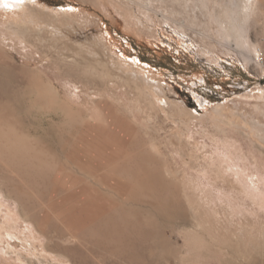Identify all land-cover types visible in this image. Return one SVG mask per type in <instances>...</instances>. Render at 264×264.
Segmentation results:
<instances>
[{
  "label": "rangeland",
  "instance_id": "obj_1",
  "mask_svg": "<svg viewBox=\"0 0 264 264\" xmlns=\"http://www.w3.org/2000/svg\"><path fill=\"white\" fill-rule=\"evenodd\" d=\"M20 7L13 15L0 9V89L10 95L0 96V139L9 129L26 131L24 121L40 122L39 131L51 129L57 140L51 148L28 136L38 149L30 153L45 151L30 163V176L0 166L1 208L13 209L12 218L0 214V227L13 221L19 236H36L47 253H27L15 237L23 263L58 264L57 253H65L86 264L72 233L87 224L88 204L72 209L79 197L68 192L66 176L54 179L59 165L48 164L73 158V179L139 172L154 182L169 221L163 226L147 206L158 235L153 264H264V72L256 63L264 53V0H32ZM36 74L55 86L53 106L29 92ZM136 151L158 158L176 192L152 180L148 171L158 165ZM4 250L0 264H21L2 257Z\"/></svg>",
  "mask_w": 264,
  "mask_h": 264
},
{
  "label": "bare ground",
  "instance_id": "obj_2",
  "mask_svg": "<svg viewBox=\"0 0 264 264\" xmlns=\"http://www.w3.org/2000/svg\"><path fill=\"white\" fill-rule=\"evenodd\" d=\"M26 1H32V0H0V9H3L7 12H10L13 15V13H16L14 11L15 8L20 7L21 4H23ZM36 76L38 78L32 80L31 84L28 87L30 90L29 92L33 93L34 97L36 96L38 101H41V103L43 105L50 106V104H52V106H53V102L60 99L59 94H58L55 86L50 81H48L47 83L44 82L42 80V77H43L42 74L41 75L36 74ZM1 95H3V96L5 95V96L10 97V95L5 90L3 91L2 89H0V96ZM29 95H32V94H29ZM52 108L53 107H51V109H50L51 111L53 110ZM189 112L195 115L193 110L189 111ZM51 118L52 117H50V119ZM38 123H40V122H38ZM37 124L36 125L35 124H29V123H25L23 121L22 126H23V128L26 129V131H23V133L18 132L14 129L13 130L9 129V131H6V132L3 131V133L1 132L5 136L4 139L6 142H2V140L0 139V166H3V165L6 166L7 164L10 163L9 164L10 166H12L15 169L17 168L24 176H30L31 175L32 171L30 170L29 166L32 167L31 164L34 165V159L39 158V156L43 157V155H45V154H43V153H45V151L42 153H41V151H43V149H41L39 151L43 155H41V154L36 155V153L35 154L30 153L33 151L36 152V151H38V149L36 148L37 149L36 150L33 147L35 145H32L33 143L31 142L30 138H28V136L31 135L32 132H34L33 135H36L35 139L38 141V143L45 142L51 148L56 145L55 143L57 141L56 137L53 136V132L51 131V129L49 131H46V132H40L39 131L40 127ZM54 126H52V127H54ZM87 126L90 127L89 125H87ZM85 127H86V125H85ZM41 128L43 129V127H41ZM59 128H58V131H59ZM53 129H55V128H53ZM91 129H92V127H91ZM43 131H45V128ZM87 131L90 132L89 128L87 129ZM96 131H99V129ZM55 132H56V130H55ZM66 132H67V130L65 131V134H66ZM71 132L72 131H70V133H69L70 135H71ZM59 134H61V133H59ZM63 134H64V132H63ZM55 135H58V133ZM70 135H68V136H70ZM78 135H81V134H78ZM4 136H2V137H4ZM65 136H67V135H65ZM84 136H85V133H84ZM86 136H87V134H86ZM86 136H85V138L87 139ZM57 137H59V136H57ZM59 138H61V137H59ZM89 140H91V139L89 138ZM74 141L77 143L78 140L76 139ZM79 141H81V140L79 139ZM84 142L86 143L85 140H84ZM61 143H63V142H61ZM64 144H62L63 147L66 146V145L64 146ZM71 145H72V143H71ZM36 146H39V144ZM87 146L88 145H86L85 147H87ZM33 148L35 150L32 151ZM65 148H61V149H65ZM72 148L73 147H71V149ZM74 149H75V147H74ZM78 152L79 151H77V153ZM48 153H50V152L48 151ZM121 154H122V151H121ZM52 155L50 157H52ZM132 155H134V154L131 153L130 157H126L125 161L127 162L128 160H130L129 158H131ZM46 156L49 157L48 155H46ZM114 156H116V155H114ZM135 156L141 158L144 161H149V162L152 161V163H156V165H158V166L156 168H154L153 171H148L145 169L146 171H148L149 176L153 175L152 180L158 179V182L160 184L159 186H161V188L164 189V191L171 192L172 194H173V192H176L174 189V185L170 184L169 181H168L169 183L166 182L167 180H165V179H167V177H166L164 168L159 166L161 162L159 163L158 158L151 151L137 152L135 154ZM54 157L55 156L53 155V158ZM68 158H69V156H68ZM132 158H133V156H132ZM37 160H39V159H37ZM42 160H44V158ZM54 160H55V162H54ZM54 160L52 162L50 160L49 161L50 163H48L49 165L52 164V166L53 165L57 166V168L59 165L58 173L54 176V179H56V181H58V179L60 177L66 176L65 180L67 182H69L68 192L79 197L78 200H76V202L74 204L72 203L71 208L74 209L75 207H79L82 204H86V203L88 204L89 210L87 211V214L85 215L87 224L84 226V228L81 230V232L72 233V236L76 237L78 240H80L81 244H82V245L74 248V250L78 253L80 260L86 264H100V263H102V264H125L126 262H127V264H138V263L139 264H153L152 260H154V256H155L154 252H155V246L157 244L156 240H157L158 235H157L156 230L154 228V224L156 223V221L151 218L150 208H155V210L157 211L156 215H157V217H159L161 219V221H162L161 224L163 226L165 225L166 222L169 221V218L165 214H163V211H162L165 208L164 201H163V199H164L163 195L161 197L160 195H157L156 193H154L155 192L154 187L151 186V185H153L152 183H154V182L151 183L150 181L147 182V180L142 179L140 177V175H142L143 173L140 174L139 172H138L139 175H138V173L132 175L133 179H126L127 177H125L126 180L124 178H123L124 179L123 180L121 177H119L121 179H104V178L102 179L101 176H100V178L97 177L98 179H85V178L82 179L80 177L73 179V177L67 173V172H71V171H68L69 168L74 169L73 162L70 159H67L65 162H63V163L61 162L60 164L58 163L56 165L55 164L56 159H54ZM133 160H134V158L132 159V161ZM41 162L39 161V163H41ZM46 163L42 162L41 164H44V166H45ZM47 166H45V167H47ZM81 166H82V163H81ZM88 166H89V164H88ZM81 169H82V167L79 168L78 170L82 173ZM130 169H129V171H132V169L131 170ZM40 170H42V169L40 168ZM90 170H91V167H90ZM45 171H48V169L47 170L44 169V173H45ZM56 171H57V169H56ZM124 171H122V172L124 173ZM51 172H52V170H51ZM113 176H114V174H113ZM145 176H147V175L145 174ZM117 177H118V175H117ZM8 179H10V178H8ZM29 179H31V177ZM146 179H147V177H146ZM55 185H57V184H55ZM155 186H156V184H155ZM172 189H174V190H172ZM149 195L153 197V200H154V201L152 200L153 203L150 202L149 200H147L148 198L151 199V197ZM166 196H168V195H166ZM149 204H152V206L150 208L147 207ZM153 204H154V206H153ZM166 204H168V203H166ZM2 206H3V203H2V201H0V214H3L5 216L12 218L13 209L7 205V210H6L7 212H3L2 208H1ZM169 206H171V205H168V208H169ZM176 209L178 210V208H176ZM180 214H183L182 210L180 211ZM22 215L24 216L25 214H22ZM22 215L20 217H22ZM26 216H24V219H23L24 221L27 220ZM182 217H183V215H182ZM28 222H30V221H28ZM37 226H39V225H37ZM2 227L5 228L4 231H3V229H1L2 231H0V246L3 245L4 249H5L4 252L1 253L2 257H4V256L9 257L10 256L9 260H11L12 259L11 256L13 255V256H16L17 261L21 262V264H26V263H23L22 252L16 250V246L11 242V240L15 237H17L18 239L21 240V242L23 243V248H24L25 252L32 253V254H39V256L40 255L43 256L44 254H47L45 252L41 253L38 250V248L35 244V242L38 240V238L36 236H31L28 233L23 234V236H19V234H17L18 232L16 231L18 229L17 224L15 225V223L13 221L10 224V223H8V219L5 218V221L1 224L0 228H2ZM34 227H36V225H34ZM7 228H8L7 234L4 235V232H6ZM36 229L39 231L40 227H39V229L35 228V230ZM61 235L66 236V233L62 232ZM6 241H7V243H6ZM64 248L67 249L68 246L64 245ZM42 256H40L41 259H43ZM57 258H58L57 260H61V261H58L59 262L58 264H77V262L73 261L69 256L65 255V253L64 254H58L57 253ZM52 259L55 260V257L52 256ZM124 261H125V263H124ZM46 262H45V264L51 263V262H49V260Z\"/></svg>",
  "mask_w": 264,
  "mask_h": 264
},
{
  "label": "built area",
  "instance_id": "obj_3",
  "mask_svg": "<svg viewBox=\"0 0 264 264\" xmlns=\"http://www.w3.org/2000/svg\"><path fill=\"white\" fill-rule=\"evenodd\" d=\"M256 63L258 64V65H262V67H263V72H264V53L263 52H259L258 54H257V57H256Z\"/></svg>",
  "mask_w": 264,
  "mask_h": 264
}]
</instances>
